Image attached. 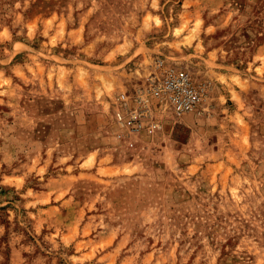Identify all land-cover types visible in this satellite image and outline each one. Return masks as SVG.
I'll return each mask as SVG.
<instances>
[{
    "label": "rangeland",
    "instance_id": "obj_1",
    "mask_svg": "<svg viewBox=\"0 0 264 264\" xmlns=\"http://www.w3.org/2000/svg\"><path fill=\"white\" fill-rule=\"evenodd\" d=\"M0 264H264V0H0Z\"/></svg>",
    "mask_w": 264,
    "mask_h": 264
},
{
    "label": "built area",
    "instance_id": "obj_2",
    "mask_svg": "<svg viewBox=\"0 0 264 264\" xmlns=\"http://www.w3.org/2000/svg\"><path fill=\"white\" fill-rule=\"evenodd\" d=\"M150 95L177 114L196 111L201 99L199 89L186 72L165 69L145 93L137 95L135 98L137 106L133 110L117 111L115 119L122 129L132 132H140L143 129L141 118L147 112ZM156 126L157 124L151 123L147 131L152 132Z\"/></svg>",
    "mask_w": 264,
    "mask_h": 264
}]
</instances>
